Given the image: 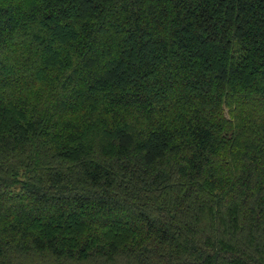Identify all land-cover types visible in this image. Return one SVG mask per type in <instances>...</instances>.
Here are the masks:
<instances>
[{
	"label": "trees",
	"instance_id": "16d2710c",
	"mask_svg": "<svg viewBox=\"0 0 264 264\" xmlns=\"http://www.w3.org/2000/svg\"><path fill=\"white\" fill-rule=\"evenodd\" d=\"M0 264H264V0H0Z\"/></svg>",
	"mask_w": 264,
	"mask_h": 264
}]
</instances>
